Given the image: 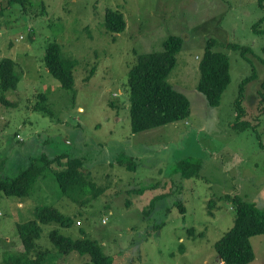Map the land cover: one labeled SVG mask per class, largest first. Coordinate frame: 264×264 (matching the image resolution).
Listing matches in <instances>:
<instances>
[{
    "label": "rangeland",
    "instance_id": "1",
    "mask_svg": "<svg viewBox=\"0 0 264 264\" xmlns=\"http://www.w3.org/2000/svg\"><path fill=\"white\" fill-rule=\"evenodd\" d=\"M260 1L31 0L25 11L0 0V63L13 60L19 78L16 90L0 92L2 175L19 176L31 157L63 154L81 159V170L94 184L75 199L62 195L52 172L66 170L64 158L49 165L46 178L38 180L28 198L1 194L0 264H7L6 255L12 262L21 259L25 250L17 226L35 220L36 210L45 206L74 223L66 228L42 225L36 250L26 263L36 260L39 250L49 251L42 264L87 263L90 256L60 254L50 239L57 231L78 240L85 237L84 231L103 246L112 264H221L215 244L235 224L234 206L226 197L239 196L264 207ZM109 9L123 13L124 32L106 30ZM169 36L184 41L168 81L191 101V116L135 134L129 71L139 55L161 52ZM211 38L224 44L216 50L230 59L231 83L217 108H211L197 89L200 61ZM52 43L61 46L65 58L78 62L74 90L64 89L47 69L45 55ZM227 43L250 51L245 57ZM254 74L242 95L241 121L251 126L237 131L235 103L241 85ZM195 159L202 169L184 178L178 165ZM251 242L256 255L251 264H264V235Z\"/></svg>",
    "mask_w": 264,
    "mask_h": 264
},
{
    "label": "trees",
    "instance_id": "2",
    "mask_svg": "<svg viewBox=\"0 0 264 264\" xmlns=\"http://www.w3.org/2000/svg\"><path fill=\"white\" fill-rule=\"evenodd\" d=\"M31 0H6L9 6L20 5L26 11ZM262 1V0H261ZM260 1V3H261ZM264 7V6H262ZM44 6L43 11L44 13ZM46 10V9H45ZM264 18V17H263ZM259 24L255 25L259 28ZM126 20L123 13L114 10H107L104 26L108 32L120 34L126 29ZM264 34V32L262 31ZM183 39L179 36H169L163 43L161 52H152L138 56V61L129 71V103L131 111L132 132L135 134L167 126L169 124L183 122L191 116V101L184 93L176 90L168 81L172 71L177 64V56L183 47ZM224 46L217 40L211 38L206 43L204 55L200 61V82L198 92L204 95L211 108L220 106L222 95L231 83L230 59L226 53L217 51L218 46ZM228 49L240 51L246 57L249 47L236 43L225 44ZM45 64L50 74L60 82L66 90H74V70L78 64L76 59L65 58L62 48L57 43L48 46L45 55ZM17 64L11 59H4L0 63V92L16 90L18 77L15 68ZM95 66L90 75L86 78L89 81L95 74ZM256 75L247 78L240 87V97L235 103L236 122L234 128L237 131H244L250 127L243 118L242 95L244 87L252 82ZM258 94L264 102V81L260 85ZM45 95L41 99L45 102ZM239 111V113H238ZM45 113H50L45 110ZM253 127V125H252ZM67 159V167L64 171L52 172L55 176L61 194L76 198L77 193H86L85 190L91 183L86 174L81 170L83 162L81 159L66 155H58L54 158L47 156L31 157L28 160V168L23 170L19 176L9 179L2 175L5 165L0 163V195L7 197L26 199L31 196V191L40 178H46L49 165L63 159ZM41 163L44 167H40ZM202 169L199 160L183 161L178 165V171L184 178H191L197 175ZM179 172H176V174ZM226 200L231 202L235 210L234 227L227 232L216 244L215 249L221 264H251L255 261L256 255L251 239L264 235V207L259 208L255 203L245 201L239 196H227ZM216 203L210 206L211 213ZM181 211L185 213L184 206L180 205ZM73 219L65 216L54 207L45 206L36 210V219L25 224H19L17 229L24 246V253L21 259L17 257L10 261V255H6L7 264H42L49 251L45 253L38 251L37 259L29 260V256L36 250L37 242L41 238L42 225L59 224L61 227L73 226ZM82 239L74 240L71 237L63 236L57 231L50 233V239L54 248L60 254L69 255L78 253L81 256H90L85 264H112L110 257L106 256L103 246L97 241L91 240L82 231ZM8 254V253H7Z\"/></svg>",
    "mask_w": 264,
    "mask_h": 264
}]
</instances>
